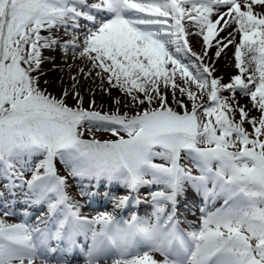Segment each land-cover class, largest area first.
<instances>
[{"label":"snow or ice","instance_id":"1","mask_svg":"<svg viewBox=\"0 0 264 264\" xmlns=\"http://www.w3.org/2000/svg\"><path fill=\"white\" fill-rule=\"evenodd\" d=\"M74 261L264 264V0H0V264Z\"/></svg>","mask_w":264,"mask_h":264},{"label":"bare ground","instance_id":"2","mask_svg":"<svg viewBox=\"0 0 264 264\" xmlns=\"http://www.w3.org/2000/svg\"><path fill=\"white\" fill-rule=\"evenodd\" d=\"M192 43H193V46H194L195 50L196 51H200V46L197 43V38L195 36L192 37ZM45 54L47 55V53H45ZM53 55H57V57H58L57 60L55 61L56 64H62L63 63L61 61V59L59 58V54L58 53H53ZM232 55H233L232 52H229L228 59H232ZM67 63L69 65H75V66H79L80 65V62L78 60L74 61L72 59H69L67 61ZM225 63H226V60L222 58L220 60V62H219V68H220V74L224 75L225 80H227V76L229 74H231L232 72H235L236 70L234 68H225L224 67ZM51 67H52L51 64H48V65L45 66L46 70L48 68H51ZM67 73H68V69L67 68L64 69L63 73L60 72V71H50V72H48V75H47L46 78L51 80V81H53V87L50 88L49 91L54 92L56 90V81H58V79L61 76H65V78H66V74ZM113 94L117 95L118 93H116L115 90H114ZM97 100H98V102H102L105 105H107V103H108V97H104L101 100V97L99 96V94L97 95ZM69 183H70V189H69L70 193L72 195L76 196L77 192H78L77 182L73 181V180H70ZM115 187H118V186H115ZM115 187H114V190H115ZM77 198H79V197H77ZM178 199L180 201H182L181 204L186 203L187 199H188V200H190L189 202H191V200H195L196 201V205H199L200 207H204L205 206L204 205V197L201 196L198 192H196L190 185H185V190H184L183 194L178 197ZM212 205H213V203L209 202L206 205L207 210H209ZM111 210H112V207H111L110 201L101 198V199H98L96 202L92 203L91 207L83 208L82 212L85 215H87V216H94L100 211H111ZM145 210H148V212L151 211L150 208H148L147 206H140L138 209L133 206V208H131V209L127 210V211L117 212V214L119 216H123V215H128L129 212H131V211H137V213L140 216H144ZM199 213H201V212H199ZM191 222L194 223V217L191 218ZM198 223L199 222H197V224ZM74 264H77V262H75ZM80 264H82V263L80 262Z\"/></svg>","mask_w":264,"mask_h":264},{"label":"rangeland","instance_id":"3","mask_svg":"<svg viewBox=\"0 0 264 264\" xmlns=\"http://www.w3.org/2000/svg\"><path fill=\"white\" fill-rule=\"evenodd\" d=\"M169 100H171V97H169ZM241 102L243 103V101H241ZM189 107H190V105H189ZM85 135L90 137L91 134L90 133H86ZM98 135H102V138H108L107 134H98ZM184 164H185L186 167H189V168L193 167V165L189 162L188 159H185ZM194 174H197V173L195 172ZM153 189H156V187H153Z\"/></svg>","mask_w":264,"mask_h":264}]
</instances>
